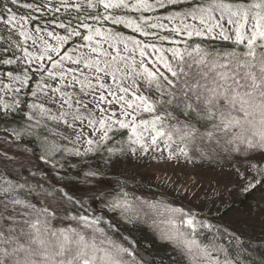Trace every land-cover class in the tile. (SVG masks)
<instances>
[{"label": "snow or ice", "instance_id": "snow-or-ice-1", "mask_svg": "<svg viewBox=\"0 0 264 264\" xmlns=\"http://www.w3.org/2000/svg\"><path fill=\"white\" fill-rule=\"evenodd\" d=\"M0 264H264V0H0Z\"/></svg>", "mask_w": 264, "mask_h": 264}, {"label": "rangeland", "instance_id": "rangeland-1", "mask_svg": "<svg viewBox=\"0 0 264 264\" xmlns=\"http://www.w3.org/2000/svg\"><path fill=\"white\" fill-rule=\"evenodd\" d=\"M117 176L120 179H123L124 176H134L135 180H129L128 183L139 182L154 188L158 191V194L155 195L157 199L163 198L172 201L175 206H179L181 203L188 205V201L195 195L198 197L196 203L206 200L211 207V201L218 191L217 181H221L219 185L221 188L223 182L226 181L218 168L213 171L206 165L199 167L190 163L185 164L182 161L152 160L150 158L122 164L118 172L112 175V178H117ZM136 194L138 193L136 192ZM185 196L187 199H184ZM213 215L215 216V213ZM256 234H259L258 224ZM161 251L163 250L161 249Z\"/></svg>", "mask_w": 264, "mask_h": 264}, {"label": "trees", "instance_id": "trees-1", "mask_svg": "<svg viewBox=\"0 0 264 264\" xmlns=\"http://www.w3.org/2000/svg\"><path fill=\"white\" fill-rule=\"evenodd\" d=\"M113 180H115L116 178H112ZM128 187L130 190H135V192H137L138 194H145L147 196H155L158 194V191H156L154 188H151L149 186H146V185H143L139 182H134V183H128ZM214 222H218V221H215ZM256 243H259L256 241Z\"/></svg>", "mask_w": 264, "mask_h": 264}]
</instances>
